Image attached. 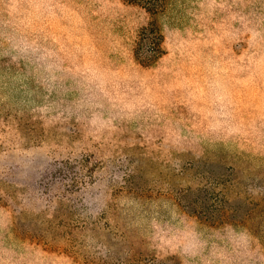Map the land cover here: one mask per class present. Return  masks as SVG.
Segmentation results:
<instances>
[{
  "label": "rangeland",
  "instance_id": "obj_1",
  "mask_svg": "<svg viewBox=\"0 0 264 264\" xmlns=\"http://www.w3.org/2000/svg\"><path fill=\"white\" fill-rule=\"evenodd\" d=\"M0 264H264V0H0Z\"/></svg>",
  "mask_w": 264,
  "mask_h": 264
}]
</instances>
